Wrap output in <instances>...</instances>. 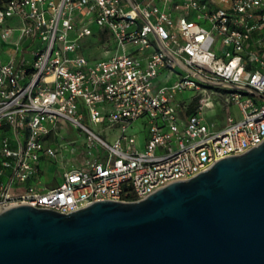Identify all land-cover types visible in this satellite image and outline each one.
Instances as JSON below:
<instances>
[{
  "label": "built area",
  "instance_id": "2783aa9c",
  "mask_svg": "<svg viewBox=\"0 0 264 264\" xmlns=\"http://www.w3.org/2000/svg\"><path fill=\"white\" fill-rule=\"evenodd\" d=\"M3 45L0 211L140 200L264 141V0H3ZM60 120L84 161L47 188Z\"/></svg>",
  "mask_w": 264,
  "mask_h": 264
},
{
  "label": "water",
  "instance_id": "95a60500",
  "mask_svg": "<svg viewBox=\"0 0 264 264\" xmlns=\"http://www.w3.org/2000/svg\"><path fill=\"white\" fill-rule=\"evenodd\" d=\"M0 264H264V141L140 200L2 210Z\"/></svg>",
  "mask_w": 264,
  "mask_h": 264
},
{
  "label": "rangeland",
  "instance_id": "374dc122",
  "mask_svg": "<svg viewBox=\"0 0 264 264\" xmlns=\"http://www.w3.org/2000/svg\"><path fill=\"white\" fill-rule=\"evenodd\" d=\"M89 46V42H86L84 48L85 53L90 51L88 49ZM91 51H93V49ZM83 124L88 126L86 121H83ZM3 133H5V130H0V135ZM101 137L105 138L108 136L105 133H101ZM82 141L83 136L79 134L78 131H76L65 120H60V124H58L56 128V133L51 136L49 143L54 146H61V150H59V152L62 157H58V159L52 161V164L55 163V165L49 163V165L46 166V172L40 176L42 184H44L47 188L54 187L59 173L55 171L59 170L60 167L66 168L70 165H77L84 161L82 156L73 154L74 149H76V147H80ZM53 171L54 173L51 174Z\"/></svg>",
  "mask_w": 264,
  "mask_h": 264
},
{
  "label": "crops",
  "instance_id": "0c3cea01",
  "mask_svg": "<svg viewBox=\"0 0 264 264\" xmlns=\"http://www.w3.org/2000/svg\"><path fill=\"white\" fill-rule=\"evenodd\" d=\"M7 51H8V48L5 46V45H3V46H1V48H0V53H1V55L3 56V58H6L7 57ZM46 172V171H45ZM45 172H43V174L45 173ZM52 173H54V172H51V174ZM60 172L58 173V178H57V181H56V183H55V185L58 183V180H59V178H60ZM48 177H50V176H48Z\"/></svg>",
  "mask_w": 264,
  "mask_h": 264
},
{
  "label": "trees",
  "instance_id": "16d2710c",
  "mask_svg": "<svg viewBox=\"0 0 264 264\" xmlns=\"http://www.w3.org/2000/svg\"><path fill=\"white\" fill-rule=\"evenodd\" d=\"M3 0H0V3L2 2Z\"/></svg>",
  "mask_w": 264,
  "mask_h": 264
},
{
  "label": "bare ground",
  "instance_id": "6f19581e",
  "mask_svg": "<svg viewBox=\"0 0 264 264\" xmlns=\"http://www.w3.org/2000/svg\"><path fill=\"white\" fill-rule=\"evenodd\" d=\"M51 164V163H50ZM47 165H49V163H47Z\"/></svg>",
  "mask_w": 264,
  "mask_h": 264
}]
</instances>
